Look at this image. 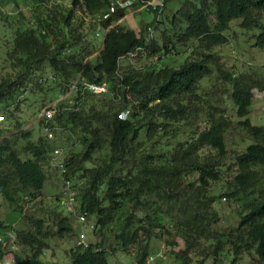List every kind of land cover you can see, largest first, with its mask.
<instances>
[{
	"label": "clouds",
	"instance_id": "1",
	"mask_svg": "<svg viewBox=\"0 0 264 264\" xmlns=\"http://www.w3.org/2000/svg\"><path fill=\"white\" fill-rule=\"evenodd\" d=\"M24 3L0 32V264H264V4L209 44L138 0ZM29 169L54 195L25 190ZM156 177L225 214L181 226Z\"/></svg>",
	"mask_w": 264,
	"mask_h": 264
},
{
	"label": "trees",
	"instance_id": "2",
	"mask_svg": "<svg viewBox=\"0 0 264 264\" xmlns=\"http://www.w3.org/2000/svg\"><path fill=\"white\" fill-rule=\"evenodd\" d=\"M180 3L179 7H175L176 10L172 12L170 18H166L164 15L168 6L175 2ZM3 3L11 5L10 8L17 10L24 3V0H1ZM107 0H83V4L89 9H99L106 6ZM261 4H264V0H260ZM79 5V0H73V8ZM253 5L259 7V4H254V0H138V4H134L133 7H143L146 12L153 13V15H163L164 19H167L170 26L174 28H185L192 33H199L201 31H211L208 39V43L211 44L214 39H216L220 32H223L225 27V22L229 17L238 15L239 12L244 7ZM71 15V13H69ZM122 15V13H121ZM20 16L24 18V13H20ZM158 24H162L160 21H154ZM79 39V36L76 37ZM119 38L113 36V40L116 41ZM31 40L28 36L24 39V43L27 44ZM34 43V41H32ZM120 46L123 47L126 41H119ZM142 43V41H141ZM257 160L264 161V153H253L252 154ZM159 185H163L168 188V192H158L156 195L159 197L161 207L166 209L169 214L174 210L180 211L181 217L187 216L181 226H186L190 230L197 232L200 231H212V226L219 220L220 214L217 210L211 212V216H215L217 220H212L211 224L206 223L210 219V215L206 205L203 200L194 201L198 205V209H190L185 207L183 191L179 188V184L174 182L170 177H156L154 178ZM21 180L24 181V188L27 189H39L38 195L42 194L45 187L41 186L43 177L40 175L39 171L33 172L29 169L22 176ZM33 195V193H29ZM33 198L35 196L33 195ZM207 198V197H206ZM179 205V209H177ZM114 207L116 205H113ZM2 211V208H0ZM203 213V215L201 214ZM41 221H37L36 224L39 226ZM257 226L253 227V231L249 233V237L252 242H255L257 238L260 240V245L258 252L261 259H264V226L258 225V222H254ZM203 226V228H201ZM187 242V239H185ZM222 245H218L213 251V255H216ZM247 247H251L248 244ZM236 252L240 251L239 247H236ZM84 264H90V258L84 261ZM181 264H190L187 259H183Z\"/></svg>",
	"mask_w": 264,
	"mask_h": 264
},
{
	"label": "rangeland",
	"instance_id": "3",
	"mask_svg": "<svg viewBox=\"0 0 264 264\" xmlns=\"http://www.w3.org/2000/svg\"><path fill=\"white\" fill-rule=\"evenodd\" d=\"M5 3L1 2L0 0V32L6 31L7 28L10 26L11 23H20L23 21L24 18H22L20 16V12H18L17 10H14V8H9L8 10H5L3 5ZM171 5H173V7H169L165 12L168 13L166 15V18H170L172 16V12H174L176 10L175 7H179L180 3H178L177 1L175 3H172ZM24 6L27 7L26 3H24ZM177 7V8H178ZM26 13H24L25 15ZM165 15V14H164ZM19 18V19H17ZM165 21H167V19H164ZM135 21V18H133L132 21H130V23H133ZM161 23H163L164 21H160ZM45 111H48V109H44ZM52 195H54V190L51 188V186H48L47 188H44L42 191V194L40 196L44 197L45 199H47L48 197H51ZM3 211V209H2ZM0 211V212H2ZM220 214V217H222V215L225 214V210H220L218 211Z\"/></svg>",
	"mask_w": 264,
	"mask_h": 264
}]
</instances>
